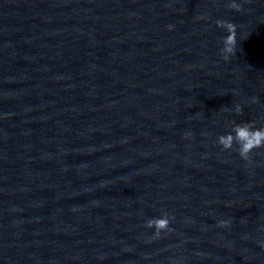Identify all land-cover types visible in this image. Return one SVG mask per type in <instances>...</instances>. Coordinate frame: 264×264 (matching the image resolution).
Returning <instances> with one entry per match:
<instances>
[{
	"label": "water",
	"instance_id": "water-1",
	"mask_svg": "<svg viewBox=\"0 0 264 264\" xmlns=\"http://www.w3.org/2000/svg\"><path fill=\"white\" fill-rule=\"evenodd\" d=\"M237 2L0 0V264H264V149L216 143L264 125V0Z\"/></svg>",
	"mask_w": 264,
	"mask_h": 264
},
{
	"label": "clouds",
	"instance_id": "clouds-1",
	"mask_svg": "<svg viewBox=\"0 0 264 264\" xmlns=\"http://www.w3.org/2000/svg\"><path fill=\"white\" fill-rule=\"evenodd\" d=\"M227 7L238 12L242 10V4L237 2V0H228ZM215 23L228 33L223 37V47L221 49L223 58L228 60L237 51L235 25L222 19H217ZM252 102L256 103L257 101L253 98ZM231 110L239 114L242 108L240 104H235ZM216 143L225 150L232 149L236 151L241 159L249 161L254 149H264V125L257 127L255 121L234 123L231 131L216 138ZM220 223L224 225L228 221H221ZM169 224L170 216L167 212L160 217L148 218L145 221V227L154 229L153 238L159 237L162 231H170Z\"/></svg>",
	"mask_w": 264,
	"mask_h": 264
}]
</instances>
